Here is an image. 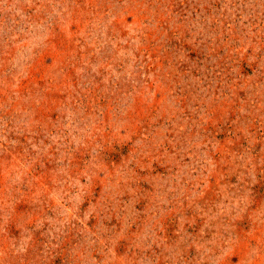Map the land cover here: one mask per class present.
Listing matches in <instances>:
<instances>
[{
    "label": "rangeland",
    "instance_id": "rangeland-1",
    "mask_svg": "<svg viewBox=\"0 0 264 264\" xmlns=\"http://www.w3.org/2000/svg\"><path fill=\"white\" fill-rule=\"evenodd\" d=\"M0 264H264V0H0Z\"/></svg>",
    "mask_w": 264,
    "mask_h": 264
}]
</instances>
